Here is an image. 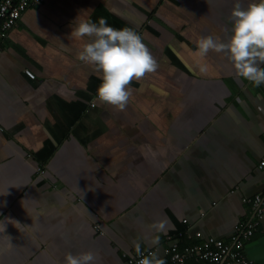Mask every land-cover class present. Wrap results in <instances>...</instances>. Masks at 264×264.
<instances>
[{"label": "crops", "instance_id": "crops-1", "mask_svg": "<svg viewBox=\"0 0 264 264\" xmlns=\"http://www.w3.org/2000/svg\"><path fill=\"white\" fill-rule=\"evenodd\" d=\"M236 2L251 0H39L22 12L0 38V238L14 246L0 239V264L87 251L124 264L137 239L166 261V235L228 241L250 217L246 199L264 181V84L211 51L201 74L193 55L203 36L227 41ZM80 15L134 29L157 59L123 111L96 100L99 75L77 59L89 39L70 35ZM161 220L150 246L147 226ZM244 252L264 264V215Z\"/></svg>", "mask_w": 264, "mask_h": 264}, {"label": "clouds", "instance_id": "clouds-1", "mask_svg": "<svg viewBox=\"0 0 264 264\" xmlns=\"http://www.w3.org/2000/svg\"><path fill=\"white\" fill-rule=\"evenodd\" d=\"M232 22L231 34L226 42L213 36H203L196 42L193 55L199 58V72L206 74L209 65L206 63L208 53L225 54L232 62L237 76L246 79L254 86L264 84V0H251L246 7L236 2L229 16ZM71 36L76 40H84L77 59L94 68L101 83L96 90L99 103L112 106L114 110L126 109L132 89L129 85L143 79L147 74L155 73L159 68L157 59L143 42L141 35L132 28L116 29L108 25L107 20L100 17L96 22L80 15L75 21ZM19 231L24 228L18 221L8 220ZM3 226V222H0ZM168 222L161 220L148 225L152 236L148 243L157 246L160 234L166 231ZM3 226V231H4ZM7 242V249L14 246L11 237L0 238ZM134 250L140 257L137 264H165L157 252L147 255L141 249L139 239L133 241ZM101 257L94 251L79 254L67 253L64 264H100Z\"/></svg>", "mask_w": 264, "mask_h": 264}, {"label": "built area", "instance_id": "built-area-1", "mask_svg": "<svg viewBox=\"0 0 264 264\" xmlns=\"http://www.w3.org/2000/svg\"><path fill=\"white\" fill-rule=\"evenodd\" d=\"M39 0H0V38L5 37L15 25L22 12ZM26 75L34 78L28 70ZM96 98V97H95ZM91 107L95 102L90 103ZM258 168L264 171V157L258 162ZM40 174L44 173L41 167L36 168ZM250 204V217L233 226V231L228 241L212 236L202 237L201 232L172 233L165 236L162 251L166 258L165 264H186L189 259L200 261L204 264H255L247 258L244 245L257 230L260 220L264 215V181L260 193L246 199ZM185 238L186 244H181L180 238ZM145 255L156 252L155 248H141ZM139 256L134 252L127 256L124 264H137Z\"/></svg>", "mask_w": 264, "mask_h": 264}, {"label": "trees", "instance_id": "trees-1", "mask_svg": "<svg viewBox=\"0 0 264 264\" xmlns=\"http://www.w3.org/2000/svg\"><path fill=\"white\" fill-rule=\"evenodd\" d=\"M172 58H174L173 55H172ZM183 231H184V230H181L180 233H182ZM254 233H255V232H254ZM254 233H253V234H254ZM252 236H253V235H252ZM252 236H251V237H252ZM251 237H250V239H251ZM180 239H181V240H180V241H181V244H186V243H185V242H186L185 238H182V237H181ZM250 239H249V240H250ZM249 240H247L245 243H247ZM244 246H245V245H244ZM188 261H192V262H194L193 259H190V260H188ZM198 262L200 263V261H198ZM196 263H197V262H196Z\"/></svg>", "mask_w": 264, "mask_h": 264}]
</instances>
